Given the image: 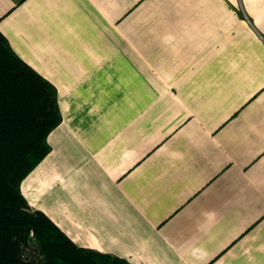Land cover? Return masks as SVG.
Wrapping results in <instances>:
<instances>
[{
  "label": "crops",
  "instance_id": "1",
  "mask_svg": "<svg viewBox=\"0 0 264 264\" xmlns=\"http://www.w3.org/2000/svg\"><path fill=\"white\" fill-rule=\"evenodd\" d=\"M61 120L20 189L131 264H264V0H0Z\"/></svg>",
  "mask_w": 264,
  "mask_h": 264
},
{
  "label": "trees",
  "instance_id": "2",
  "mask_svg": "<svg viewBox=\"0 0 264 264\" xmlns=\"http://www.w3.org/2000/svg\"><path fill=\"white\" fill-rule=\"evenodd\" d=\"M60 120L56 89L0 31V264H131L77 246L22 195L21 181L49 152L46 137Z\"/></svg>",
  "mask_w": 264,
  "mask_h": 264
}]
</instances>
